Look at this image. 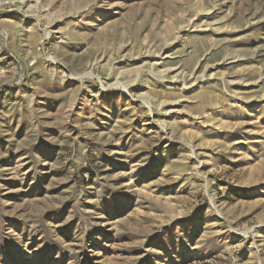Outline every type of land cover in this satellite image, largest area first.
Masks as SVG:
<instances>
[{"label": "rangeland", "instance_id": "obj_1", "mask_svg": "<svg viewBox=\"0 0 264 264\" xmlns=\"http://www.w3.org/2000/svg\"><path fill=\"white\" fill-rule=\"evenodd\" d=\"M0 264H264V0H0Z\"/></svg>", "mask_w": 264, "mask_h": 264}, {"label": "bare ground", "instance_id": "obj_2", "mask_svg": "<svg viewBox=\"0 0 264 264\" xmlns=\"http://www.w3.org/2000/svg\"><path fill=\"white\" fill-rule=\"evenodd\" d=\"M117 84H118V83H117ZM123 90H124V91H126V89H125V88H124Z\"/></svg>", "mask_w": 264, "mask_h": 264}]
</instances>
